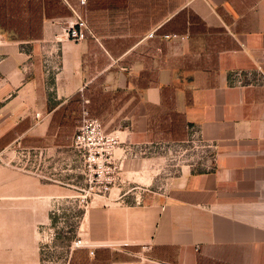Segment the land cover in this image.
I'll use <instances>...</instances> for the list:
<instances>
[{"label":"crops","instance_id":"crops-1","mask_svg":"<svg viewBox=\"0 0 264 264\" xmlns=\"http://www.w3.org/2000/svg\"><path fill=\"white\" fill-rule=\"evenodd\" d=\"M73 11L92 33L78 42L58 38ZM255 68L264 71V0H0V198L11 200L0 264H40L52 196L43 179L8 169L4 148L66 145L54 137L77 109L52 113L83 98L119 139L159 144L191 126L213 148L206 167L167 173L153 152L124 159L126 179L93 195L76 226L94 260L264 264V83L228 79Z\"/></svg>","mask_w":264,"mask_h":264},{"label":"built area","instance_id":"built-area-1","mask_svg":"<svg viewBox=\"0 0 264 264\" xmlns=\"http://www.w3.org/2000/svg\"><path fill=\"white\" fill-rule=\"evenodd\" d=\"M78 1L81 4L85 2V0ZM72 16V19L67 21L62 27L63 34L66 39L71 41H82L86 38V34H92L91 30L85 19L78 12L73 11ZM152 34L153 31L148 32L149 36ZM163 36H167V34H163ZM228 79L230 83L235 85L264 83V71L258 68L253 70H233L229 72ZM86 104L87 99L83 98L80 104L77 124L74 127L69 143L66 144L69 145L70 153L66 157L64 156L66 145L55 147V149H58L57 154H59L58 164H54L52 161L54 152H48L45 147L28 148L17 145L16 149L18 150L14 149L16 156L13 159V166L38 178L52 181L59 185H66L68 184L67 181L76 183V177L78 176L85 184L86 193L107 195L112 187L122 184L124 179H126L123 176L124 159L138 158L141 155L152 153L154 150L153 145H162L161 142L158 144V142L153 141L134 143L119 139L115 133L105 132L100 120L90 113ZM188 129L191 131L189 133L190 136L201 141L196 135V129H192L191 126H188ZM206 145L210 146L207 143ZM116 149H119L118 152H116ZM49 156H51L50 161ZM67 165H69V168H66ZM66 170L70 174L69 178ZM75 183L69 185L77 188ZM82 199H85V197ZM134 199L136 201L137 197ZM46 230L50 233L51 227L48 226ZM69 245L85 247L89 255L94 253L93 245L77 235L70 240Z\"/></svg>","mask_w":264,"mask_h":264},{"label":"rangeland","instance_id":"rangeland-1","mask_svg":"<svg viewBox=\"0 0 264 264\" xmlns=\"http://www.w3.org/2000/svg\"><path fill=\"white\" fill-rule=\"evenodd\" d=\"M64 25L65 23L62 24V27ZM59 35L61 36H58V38H65L62 28ZM54 43V41L43 40L40 46L46 54L49 53V55L51 54L54 57ZM50 65L58 67L56 60L52 61ZM77 115L73 117L69 116L65 120L60 119L61 126L57 129L55 137H53L56 139L59 134L61 140H65V143H69L74 127L77 124V119L79 118V114ZM58 130H61L60 133ZM49 141L48 146L54 148L50 150V152H54L52 161L54 164H58L59 154H57L58 149H55V147L64 145H53L54 141L51 139ZM161 143L162 145H157L158 149L153 150L152 155L158 157L155 159L156 165L158 171H162L163 173L172 172L176 167H181L180 165L185 163H192L197 167L204 168L209 164L208 161L213 153L212 146H207L206 143L198 141L195 137L190 135L185 136L181 140H166ZM17 147L16 145H7L4 148L8 153L4 156L6 160H8L6 164L8 169L11 168L13 159H15L16 155L14 149L17 151ZM66 150H68V152H66L67 154L65 153ZM69 153V145H66V148H64V156L66 157ZM50 158L51 156H49V161ZM66 168H69V165H67ZM22 173L26 174L25 171ZM66 173L69 178L70 174L67 170ZM76 180V183L67 181L68 184L66 185H55L52 181L41 180L51 185L52 196L50 197V213L48 220V226L51 227V230L50 233L46 230L44 234L40 236V242L42 243V247L40 245V264H108L106 256L103 259L94 260L93 254H87V248L69 245L70 240L76 235V226L80 220L81 214L85 208L90 205L91 198L93 197L91 193H86V187L82 179L77 176ZM74 183L77 185V188L69 185ZM83 197H85V199H82ZM10 202L11 200L8 198H0V211L2 208L10 205Z\"/></svg>","mask_w":264,"mask_h":264},{"label":"trees","instance_id":"trees-1","mask_svg":"<svg viewBox=\"0 0 264 264\" xmlns=\"http://www.w3.org/2000/svg\"><path fill=\"white\" fill-rule=\"evenodd\" d=\"M79 105H80V99H78V103L77 102L76 103L71 102L68 107H65L64 105H60L57 109H55L53 111L52 115L59 114V113L63 114V113H65L66 110L68 111V115H70V113L74 112L76 109H77V112L79 114V110H78L79 109Z\"/></svg>","mask_w":264,"mask_h":264}]
</instances>
